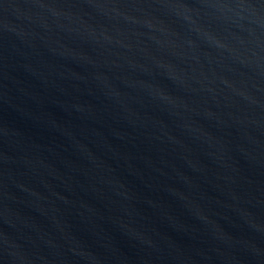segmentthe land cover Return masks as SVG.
Listing matches in <instances>:
<instances>
[{"label":"water","instance_id":"water-1","mask_svg":"<svg viewBox=\"0 0 264 264\" xmlns=\"http://www.w3.org/2000/svg\"><path fill=\"white\" fill-rule=\"evenodd\" d=\"M0 264H264V0H0Z\"/></svg>","mask_w":264,"mask_h":264}]
</instances>
